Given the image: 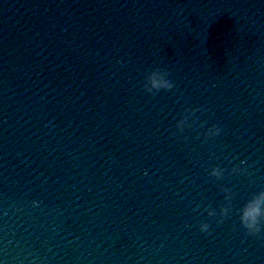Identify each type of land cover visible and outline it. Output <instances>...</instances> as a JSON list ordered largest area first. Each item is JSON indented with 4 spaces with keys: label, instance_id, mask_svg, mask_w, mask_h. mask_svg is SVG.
<instances>
[{
    "label": "water",
    "instance_id": "obj_1",
    "mask_svg": "<svg viewBox=\"0 0 264 264\" xmlns=\"http://www.w3.org/2000/svg\"><path fill=\"white\" fill-rule=\"evenodd\" d=\"M261 191L264 0H0V264H264Z\"/></svg>",
    "mask_w": 264,
    "mask_h": 264
},
{
    "label": "clouds",
    "instance_id": "obj_2",
    "mask_svg": "<svg viewBox=\"0 0 264 264\" xmlns=\"http://www.w3.org/2000/svg\"><path fill=\"white\" fill-rule=\"evenodd\" d=\"M170 72L160 68H156L150 73L147 74L146 80L143 85V90L152 96H156L160 91H172L175 87L174 83L168 79ZM205 109L195 108V109H185L182 114V119L176 124V128L179 133H183L185 128H195L197 122V113L203 112ZM192 120L189 123V120ZM206 123V122H205ZM201 128L204 127V124L199 125ZM222 129L219 126H212L207 130L205 134V139H214L220 136ZM175 135V133H174ZM186 139V138H185ZM242 164H246V161H241ZM224 170L220 167H215L212 169L210 175L217 180L224 179L223 175ZM247 172L246 168H240L239 166L232 169V173L244 174ZM222 191L226 194L225 200L228 204V207H222L220 209V219L217 220V224L221 225L224 223V220L229 218L232 212V200L233 192L230 189L224 188ZM200 206L198 205L194 211H199ZM204 211L207 212L209 217H216L217 212L213 209L205 208ZM240 223L243 228L246 230V234L249 236H259L262 231H264V191L259 192L252 196V198L245 204V206L239 210ZM199 230L202 233L211 235L210 233V224L201 223Z\"/></svg>",
    "mask_w": 264,
    "mask_h": 264
}]
</instances>
